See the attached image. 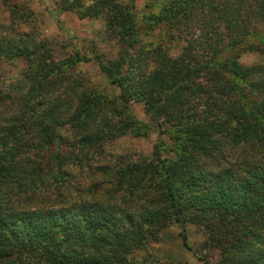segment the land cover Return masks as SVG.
<instances>
[{
	"label": "trees",
	"instance_id": "1",
	"mask_svg": "<svg viewBox=\"0 0 264 264\" xmlns=\"http://www.w3.org/2000/svg\"><path fill=\"white\" fill-rule=\"evenodd\" d=\"M155 3L142 23L134 6H104L108 34L142 46L114 62L56 59L46 40L0 27V68L29 66L23 90L0 89V264H132L143 240L174 223L202 229L220 264H264V0ZM245 53L262 59L244 65ZM91 61L120 89L116 106L76 69ZM132 102L172 145L162 138L152 157L112 169L105 145L143 128ZM71 163L107 176L95 178L107 188L69 199L79 192Z\"/></svg>",
	"mask_w": 264,
	"mask_h": 264
},
{
	"label": "rangeland",
	"instance_id": "2",
	"mask_svg": "<svg viewBox=\"0 0 264 264\" xmlns=\"http://www.w3.org/2000/svg\"><path fill=\"white\" fill-rule=\"evenodd\" d=\"M111 2L119 3L128 9L134 6L140 23L143 20L146 22L145 13L157 6V3L154 6V0H0V27H16V30L17 27H22L23 33H32L38 39L46 40L54 50L56 59L62 60L80 52L88 56L93 53L105 62H114L121 60L127 51L130 58H134L139 54L142 46L135 44L131 47L122 40L120 35L113 37L108 34L106 15H110V11L108 10L107 13L104 6ZM150 5L152 7H149ZM14 11L18 16L16 18L12 17ZM156 32L158 39L166 40L165 44L170 45L174 42L169 37L162 39L164 35L160 36L158 30ZM143 35L140 43L144 46L151 44L154 34ZM125 37L128 38L129 34ZM184 43L185 41L181 39L172 44L171 51L174 56L180 53ZM261 59L262 56L259 54L245 53L240 61L244 65H252ZM28 67V62L24 58L5 60L0 68V89L6 92L23 90L26 83L24 74ZM76 69L88 80L89 88H96L103 93V100L119 102L120 89L109 83L94 61L79 63ZM127 71L130 70L127 69ZM114 105L116 106L115 103ZM130 107L132 113L142 122L143 128L138 134L130 133L105 145L104 161L112 169L122 162L124 157L133 159V161L141 156L152 157L162 138L167 145H172L169 135L162 136L157 127H148L149 118L143 103L132 102ZM161 151L162 158L170 157L171 152L164 148ZM91 155L96 157L95 154ZM98 159L99 157L95 158L94 166L97 165ZM79 162L86 163L85 160ZM75 163H71L68 168L75 175V186L79 192L76 194L74 190L65 192L69 199L77 197L87 200L96 190L101 191L107 188L105 186L108 181L107 176L103 178L97 170L92 171L88 168L81 171L77 165H74ZM97 177L103 179L105 185L102 183L96 185L95 178ZM184 234L187 236L188 246L184 244ZM205 238L204 231L197 226L188 225L182 228L174 223L165 230L156 232V237L143 240L141 243L144 246L135 249L130 261L132 264H205V262L220 264L219 251L204 248Z\"/></svg>",
	"mask_w": 264,
	"mask_h": 264
}]
</instances>
